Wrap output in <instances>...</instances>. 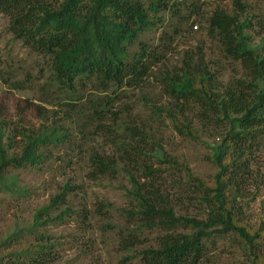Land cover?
Instances as JSON below:
<instances>
[{"label": "trees", "instance_id": "obj_1", "mask_svg": "<svg viewBox=\"0 0 264 264\" xmlns=\"http://www.w3.org/2000/svg\"><path fill=\"white\" fill-rule=\"evenodd\" d=\"M207 1L0 0L7 31L45 61L44 83L61 99L58 106L64 123L75 126V135H80L73 138L61 119L35 131L22 126L12 132L0 121V178L39 171L53 155L61 167L86 162L92 179L123 173L131 186L133 209L121 212L137 231L159 234L155 246L138 248L139 238L124 227L118 246L137 264H205L208 242L226 235L240 241L248 264H264V221L251 227L237 207L250 158L264 143V20L253 23L241 0H231L229 8L217 5L203 17L202 4ZM197 23L214 45L217 62L206 60V53L195 43V51L184 53L180 66L156 75L154 69L163 64L173 42L190 38ZM162 27L152 49L140 40L146 32ZM255 32L258 41L253 39ZM225 65L232 68L229 76ZM152 77L169 99L168 105L161 106L138 96L149 112L146 121L151 120L155 130L143 119L138 124L124 101L128 93L145 89ZM22 85L12 83L14 89ZM82 89L87 93L79 98ZM195 122L202 132L217 136L208 156L214 166L208 180L172 157L159 158L157 150L151 156L154 147L160 149L153 135L166 123L180 137L201 142ZM91 129L105 137L108 150L83 147ZM147 141L153 145L143 150ZM154 158L167 167H155ZM163 171L183 173L204 205V219L176 215L160 190ZM71 191L66 183L47 205L35 208L29 222L15 224L0 236V264L59 262L61 244L46 227L72 215H86L65 206Z\"/></svg>", "mask_w": 264, "mask_h": 264}, {"label": "rangeland", "instance_id": "obj_2", "mask_svg": "<svg viewBox=\"0 0 264 264\" xmlns=\"http://www.w3.org/2000/svg\"><path fill=\"white\" fill-rule=\"evenodd\" d=\"M241 1L245 3L248 16L253 23L264 20V0ZM231 3V0H209L202 4L203 17H206L205 15L215 6L229 8ZM203 20L204 18L201 21ZM7 24L6 17L0 14V75L3 77L0 80V121L6 122L8 132L22 126L35 131L41 126L48 127L49 124L59 122L58 119L62 120L60 112L62 109L58 104L62 102L56 92L44 83L47 70L45 61L32 55L26 47L15 41L7 31ZM196 26L198 28L192 29L190 38L187 40L180 38L173 42L171 52L163 60V64L154 69L156 75L161 72L160 70L170 71L180 66L184 53L195 51L193 49L195 43H198L203 53H206V60L217 62V51L207 39L203 25L197 23ZM162 29L163 27L154 28L143 34L140 40L152 49L156 46ZM254 29L258 28L255 26ZM253 39L258 41L257 32L253 35ZM224 67L226 75L229 76L232 68L226 65ZM227 76L223 80H227ZM3 79L6 81L3 82ZM20 82H23V85L14 89L12 83L16 85ZM146 85V88L139 92L128 93V98L124 101L129 104L128 112L138 124L141 125L139 120L143 119L146 125L152 126L155 130L153 122L146 121L149 112L144 111L138 96L145 95L148 100L161 106L168 105L169 99L161 94L158 80L156 81L154 77L150 78ZM86 90L82 89L78 92L77 97L83 98L87 93ZM33 105L41 109L37 110ZM63 123L62 120L61 124ZM167 124L157 129V135H153L158 139L160 149L154 147L151 156L154 157V152L157 150L155 155L159 158L163 155L172 157L185 163L195 176L204 180L210 179L214 173V166L208 156L211 145L217 143V136L202 132L201 124L195 122L194 130L202 141L185 139L168 128ZM64 126L71 130L73 138H80V135H75L78 133L75 126L72 127L68 123H64ZM93 130L91 129L92 135L86 136L83 147L108 150L109 144L105 137L94 134ZM152 145L147 141L143 150ZM152 162L159 169L167 167L165 164H158L155 158ZM250 163V170L240 186L241 194L237 198V207L245 221L254 227L259 220L264 221L263 142L259 150L250 158ZM89 171V167L83 161H74L70 166L61 167L53 155L49 165L39 171L27 170L18 175H3L0 178V236L11 231L15 224L29 222L35 208L47 205L57 191L67 183L72 191L65 206L75 212L79 211L81 215L86 214V218H76L72 215L57 225L46 227L61 244L58 248L60 259L57 264H137L136 259L130 258L118 246L126 232L124 227L134 231L139 238L138 248L155 246V238L159 234L156 231H137L136 224L121 212L133 209L131 186L123 173H118L114 178L92 179L88 176ZM159 185L163 196L170 200L177 216L205 218L204 205L183 173L163 171ZM179 231L189 232L182 229ZM207 251L205 264H248V258L241 249L240 241L234 240L230 235L216 237L213 243L209 241Z\"/></svg>", "mask_w": 264, "mask_h": 264}]
</instances>
